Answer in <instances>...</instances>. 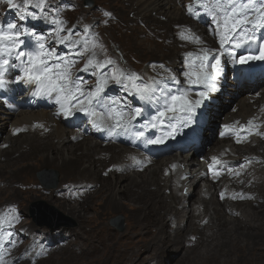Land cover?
I'll return each mask as SVG.
<instances>
[{
	"label": "bare ground",
	"instance_id": "6f19581e",
	"mask_svg": "<svg viewBox=\"0 0 264 264\" xmlns=\"http://www.w3.org/2000/svg\"><path fill=\"white\" fill-rule=\"evenodd\" d=\"M129 1L136 15L132 21L146 22L148 25L162 19L178 28L183 24L196 23L194 17L200 20L207 14L202 9L196 10L198 15L189 16L188 12L180 8L181 0ZM190 2L185 0V6ZM214 25L212 28L200 25L203 33L200 31L199 34L203 38L201 49H210L211 55L219 56L221 61L220 74L215 81L216 90L208 93V98L196 109L187 126H178L171 137L164 138L162 144L146 143L143 138L136 139L121 129L114 132L97 130L93 123L95 118H90V115L85 119L90 125L89 130L68 128L67 125H76L74 121L82 119L87 113L80 111L76 105L69 114H64L56 103L55 93L37 95V85L19 82L23 75L19 68L9 69L5 77L6 85L0 88V139H3L0 146V176L5 177L7 174L8 160H14L12 165L15 168L4 179H0V213L15 209L14 215L19 219L14 228L9 230L14 231L19 227L28 229L31 239L23 243L18 235H13L16 246L8 249L11 255L4 253L8 264L20 258L34 259L42 248L48 251V258H52L56 251L58 237L53 234L49 237L50 241L41 245L40 241L45 239H41L43 235L39 234L40 229L26 221V203L36 198L46 199L77 220L80 227L77 235H83L85 245L82 255L84 264H173V251H181L176 264H264V136L258 134L264 133V68L255 74L250 73L252 65L264 66V60L249 59L243 64L238 62L242 56H258L261 45H264V37L240 48L234 44L221 48L219 37L213 31L217 25ZM139 45L137 49L140 54L149 55L151 62V59L161 60L162 63H158L160 65L165 64L163 58H168L169 63L166 65L172 66V59L178 54L161 49L158 45ZM220 49H227L226 54L223 55ZM118 51L124 52L120 48ZM127 57L130 64L132 57ZM227 61L233 71L229 79L226 74L231 69L226 65ZM13 63L19 62L13 58ZM188 63L180 59L179 70L185 68L189 71ZM158 64L147 66L145 70H132V73L141 77L136 81L137 85L144 83L155 89L152 100L155 107H151V110H148L150 102L142 100L133 92V96L139 98L145 107L143 115L133 121L134 130L144 131L145 137L149 139L160 137L167 130V121L163 128L144 127L160 106L155 103V99L160 96L161 88L166 90L165 94H177L178 90L189 88L193 94L204 90L202 86L188 85L184 74L181 80L178 77L179 70L173 73L163 68L162 71ZM155 71H159L157 74L160 75H155ZM169 76H174L179 83L168 79ZM79 78L84 81L83 77ZM153 78L163 83L153 84ZM165 81L174 82L175 87H169ZM239 81H243L244 85L240 86ZM90 84L86 82L84 88L88 89ZM117 85L111 81L108 83L106 87H110L114 93H110L109 88L105 89L106 93H101L103 100L108 102L112 100L108 96L113 95L125 112L135 109L137 106L134 101L128 99L126 103V98L120 96ZM260 88L263 89L256 93ZM91 90L93 88L85 91ZM231 90L235 95L243 96L238 100V106L225 113L224 117L221 116L220 128L212 132V137L210 133L203 134H209L208 138L197 137V125L205 127L211 115H221L218 101L221 102L223 93ZM92 107L104 112L101 105L94 103ZM71 119L74 121L71 122ZM250 120L253 125L249 126V131L241 132V126ZM104 123L111 126L113 122L105 119ZM225 125L231 126L232 130L226 129ZM8 127L7 135L3 136L2 133ZM18 129L19 132L16 131ZM236 133H240L241 143L236 142ZM214 137L216 142L208 146ZM203 142L210 149L200 157L198 149ZM192 150L195 153L189 155ZM132 157H136L140 163H135ZM214 157L219 161L214 169L220 171L218 178H209V188H215L214 193L203 196L197 193V198L189 205V218L178 217L177 212L187 202L189 194L183 188L186 185L191 188L194 184L198 185L201 179L208 178L209 165L213 164ZM248 160V167H240ZM47 167L60 174L59 183L56 182L50 188L44 186L38 177L39 170ZM237 172L239 176L235 175ZM223 177L231 181L237 192H241L239 196L233 198L236 191L229 197L223 193L227 186L221 181ZM186 178H189V182L185 181ZM36 191V196H32ZM241 196L244 198L241 199ZM117 214L126 217L127 228L123 232H117L108 223L109 218ZM179 224L183 225V230H180ZM38 237L40 241H37Z\"/></svg>",
	"mask_w": 264,
	"mask_h": 264
},
{
	"label": "snow or ice",
	"instance_id": "6c2138e0",
	"mask_svg": "<svg viewBox=\"0 0 264 264\" xmlns=\"http://www.w3.org/2000/svg\"><path fill=\"white\" fill-rule=\"evenodd\" d=\"M24 2L32 4L33 0H24ZM7 3L14 9L20 7L14 0H7ZM46 4L47 0H36L35 6L41 7ZM196 6L203 8L211 16L212 22L217 25L213 31L219 37L221 48H225L227 44H234L236 48H240L246 44L254 43L253 33L257 28H264V0H246V2H241V0H191L185 7L190 15H198ZM250 12L255 14L254 18L249 15ZM105 15H110V13H105ZM33 18L36 17L33 16ZM20 19L24 20L25 16L21 14ZM56 23L60 27L47 38L35 33H25L20 30L16 23H10L6 28L0 27V88L6 85L5 77L9 69L19 68L23 73L19 82L37 85V95L55 93L56 103L60 105L61 112L64 114H69L78 105L80 111H85L95 118L93 123L97 130L106 129L109 132H114L121 129L131 133L136 139L143 138L146 143L150 144H162L164 138L171 137L178 126H187L196 109L201 107L208 98V93L216 90L215 81L220 74V59L212 56L211 50L207 48H202L196 54L189 52L187 54L189 71L184 73L187 83L190 86H202L204 90L193 94L189 88L178 90L177 94L171 92L165 94L162 89L161 95L155 99V103L160 105L156 115L144 127L163 128L167 121V130L163 131L160 137L149 139L145 137L144 131L134 130L133 121L143 115L141 108L130 109L125 112L120 106L119 100L112 99L105 102L101 93L104 92L110 81L122 84L126 89L130 84L142 100L152 102L155 89L147 84L143 87L138 86L136 81H139L141 77L137 73H127L116 66V62L108 56L107 50L98 36L96 34L90 35V26H84V31L81 33L63 26L64 22L62 21H56ZM185 32H190V29H186ZM185 32L180 34L182 40L197 44L202 43L199 36L186 35ZM61 33L66 34L61 35ZM25 35L34 37L36 41L35 51L25 52L22 50L25 45L23 39ZM53 40L61 45L76 49L75 55L83 60V67L77 68L79 61L73 60L71 57L58 56L49 46V42ZM101 57L103 58L101 59ZM13 58L19 63H13ZM249 59L264 60V45H261L258 56H242L238 58V62L243 64ZM109 65L115 67L116 70L112 73L100 71ZM160 67L163 68L164 66L160 65ZM73 69L76 71L92 69L93 75L100 73L94 89L86 92L84 88L86 82L75 76ZM168 79L179 83L174 76H169ZM126 81L127 83H125ZM152 83H163V81H156L153 78ZM94 103L101 105L104 112H97L92 107ZM105 119L113 122L111 126L104 123ZM250 125H253L252 120L241 126V132H248ZM225 128L229 131L232 130L229 125H225ZM16 131L19 132L20 130ZM258 134L264 136V133ZM236 136V142L241 143L240 133H236ZM131 159L135 163H140L136 157ZM218 162L217 158L214 157L213 164L209 165V171L217 178L220 172L213 169ZM235 175L239 176L240 173L237 172ZM240 198L243 199L244 197L241 196ZM14 213L15 209L0 213V264H8V261L4 259V253L7 252L8 255H11L8 249L16 246V242L13 240L14 233L9 230L14 228L19 219Z\"/></svg>",
	"mask_w": 264,
	"mask_h": 264
},
{
	"label": "rangeland",
	"instance_id": "374dc122",
	"mask_svg": "<svg viewBox=\"0 0 264 264\" xmlns=\"http://www.w3.org/2000/svg\"><path fill=\"white\" fill-rule=\"evenodd\" d=\"M90 1L92 2V4L88 6L86 5V0H47L46 5H42L41 7H36L35 6L36 0H33L32 4H26L24 0H14L15 3L20 5L19 8L14 9L7 3V0H0V27L6 28L8 24L16 23L19 26L20 30L25 33H35L38 36H44L47 38V37H50L51 34H53L58 29V27H60V25L56 23V21H62L64 22L63 26L67 28H72L74 31H79L81 33H83L84 31V26H90V35L96 34L98 36L100 42L103 43V45L105 46L108 56L112 57L111 59L116 62V66H118L120 69H123L127 73H132L133 68L145 70L147 66L149 67L152 65H157L158 63H162L160 62L161 60H158V59H151L152 60L151 62L149 59V55H143L144 53L140 54L137 49L140 46L139 44L145 45L146 47L158 45L161 49H168V51L178 52V54L176 53V56H174V58L172 59V63L170 62L172 65L170 67L166 65V63H169V59L163 58V63H165L163 65L164 66L163 68L166 69V72H169V69L173 73H175V71L177 72V70H179L180 59L183 58L185 62H189L187 54L189 52L196 54L200 52L198 51L199 49L201 50V47L203 45V38H202V35L199 34V32L201 31L200 25H202L203 27H206L208 25L209 28L215 27V25L212 26V24L214 23L212 22L211 16L208 14H206L205 17L200 20L194 17V20L196 21V23L191 22V23H187L186 25L183 24L179 26L178 28L173 27V25L175 24H171L172 25V28H171V25L163 21L162 19L161 20L158 19L156 21L154 20L148 25L146 22H138L136 20L132 21V19H136V15L133 12L134 7H132L133 5L131 4L129 0H90ZM241 2H246V0H241ZM179 6L182 10L186 11V13L188 12L185 7V0H181L179 2ZM91 8L93 10H91ZM202 9L203 8L200 9L199 6H196V10L200 11ZM85 11H86V14H84ZM105 13H110V15H105ZM21 14L25 16L24 20L20 19ZM188 15L190 16L189 13ZM249 15L252 18L255 17L254 13L250 12ZM33 16H35L36 18H33ZM186 29H190V32H185ZM137 30L138 32H136ZM192 31H194V33H192ZM181 32H185L186 35H190V36H196V35L199 36L200 38H202L201 39L202 43H200L199 45V44H196L195 42L182 40L180 38ZM65 34L66 33H61V35H65ZM253 35L255 38H258V39L263 38L264 28H257L255 32L253 33ZM106 36L110 38L109 39L110 42L107 40ZM23 39L25 40V45H26V46L25 45L23 46L24 51L27 49H35L36 41L33 36L25 35ZM49 46L51 49H53L56 52L58 56L65 57V58L71 57V59L79 61V63L76 66L77 68L83 67V60H80V58L77 55H75V52L77 51L76 49L69 48L65 45H61L54 40L49 42ZM133 46H135L136 49H134L135 47ZM118 47L120 48V50L123 49L124 52L130 56V58L132 57V60L130 59V64H128L131 71H126L122 66H120L119 62L116 59V56L114 55V53H112V48L115 51H118L119 50ZM194 47L195 48L197 47L196 51ZM162 51L166 52V50H162ZM226 51L227 50H221V53L225 55ZM127 54L126 56H128ZM158 65L160 66V64ZM226 65L229 68L230 62L227 61ZM163 68H162V71L164 70ZM263 68H264L263 65H259V64L252 65V67L250 68V73L255 74ZM230 69H231V66H230ZM112 70H116V69L112 65H109L108 67L104 68L103 71H105L106 73H111ZM73 71H74L75 76L83 77L84 81L86 82L89 81L91 83L90 86H88V89H92V88L94 89L95 87L94 82L97 78H99L100 73L93 75L92 69H89L88 71H76V69H73ZM184 71H186L185 68L182 70H179L178 72V77H180L181 80H183ZM157 72L159 71H155L154 74L160 75V74H157ZM232 72H233L232 69L228 71V73L226 74V78H228L229 76H230L229 78H231ZM170 73H166V74H170ZM163 76L166 78L165 73H163ZM228 79H226V81ZM165 80H168V79H165ZM168 82L169 81H165L166 84H169V87H172V88L175 87L174 82L173 83H168ZM239 85L243 86L244 82L239 81ZM138 86L143 87L144 83H140ZM107 88H109V91H110V87H105V89ZM117 88L120 91V96H122L123 98H126L125 100L126 103L127 101L132 100V102L134 101L135 105L137 106L136 108L141 107V105L139 104V99L133 96L134 90L132 89L131 86H128V88L126 89L124 85L118 84ZM263 88L257 89L255 92L257 93V91L259 92V90H262ZM88 89L87 87L85 88V90H88ZM105 89H104V92H105ZM161 90H160V95H161ZM115 92H117V90ZM165 92L166 90H164V93ZM110 93H114V92L110 91ZM108 97H111L112 99L114 98L113 95H110ZM242 97L243 96L241 95H238V96L235 95L234 91L232 90L228 93H223L222 96L220 97L221 102L218 101V104H217L218 110L220 111L221 115L219 116L216 113L214 116L211 115L209 119L207 120L205 127L204 125L202 126L197 125L196 136L198 137L200 135L199 137L205 136L208 138L209 134H206V135H203V134L210 133V137H212V134H213L212 132H215V131L217 132V130L220 128V125H221L220 122L222 121L221 116L224 117L226 115L225 113L234 110L236 106H238V103H239L238 100H240ZM151 107L152 108L155 107L153 102H150L148 104V110H151ZM51 109H46V110L50 111ZM96 111L101 112V113L103 112L101 109L96 110ZM87 116L89 117L88 114ZM88 117H82V119L80 120L78 119V121L76 120L74 121L73 119H71V122L74 121V123H77V124L74 126L72 125L71 127L67 125V127L89 130L90 125L85 120V118H88ZM136 126L138 127L137 124ZM9 129L10 128L8 127V129L4 133H2V135L6 136ZM214 139L215 137L211 139V141L209 142L210 145L208 146L211 147L212 143L216 142L215 141L216 139L215 140ZM2 142H3V139L2 140L0 139V146L2 145ZM204 143L205 142H203V144H201L200 148L198 149V153H200V157H203L205 154H207L210 149V147H206ZM229 144H232V143L229 142ZM188 151L189 150H187L186 153ZM194 153H195V150H192L189 152V155H193ZM12 164H14V160L12 159L8 160L6 164L7 174L9 171H11V169L15 168V165H12ZM249 164L250 163L243 162L242 166L240 167L245 166L246 168L248 167ZM195 167L198 168L199 165L196 164ZM45 169H52L56 171L58 173L57 182L59 183L60 174L57 170L51 167L40 169L38 172L39 179H40L39 174L42 173ZM215 171H219V170H215ZM209 173H208V178L205 177L201 179L198 185L194 184L192 185L191 188H189V186L186 185L187 187H184L186 189L183 188V191H187V193L189 194L187 196V202L185 201L182 207L177 212L178 217L180 216L183 218H189L187 217V214L189 213V209H190L189 205H192L193 200L197 198V193L198 194L200 193L201 196L207 193H210V192L214 193L215 188H211V189L209 188L211 186V181L209 180V178L214 179L215 177L212 175L210 171ZM7 174H5V177ZM5 177L0 176V179H4ZM186 179L187 180L185 179L184 180L189 182V178H186ZM48 181L51 182V179H48ZM221 181L225 182V184L227 185L225 186L226 188L223 193L228 197L232 196V193L236 191V187H232L231 181L230 180L228 181L226 177H223ZM5 183L6 182H3V184ZM44 186L50 188L49 187L50 185L44 184ZM229 191H232V192H229ZM240 193L241 192L236 191V193L233 194V197L236 198L237 196H239ZM36 194H37V191L32 193V196H36ZM40 201H44L46 203V206L48 205L49 207L52 206L56 208V211L58 212H56L55 218H57V220H59L62 223L61 225L62 227L61 226L60 228L58 227L49 228L48 227L46 220H48L51 217V214H55V213L51 212V214L46 213L45 215H42L41 211L43 210V208H39V207L36 208L33 206L34 204L36 205V203H39ZM26 204H28L27 206L28 210L26 211V209L24 208L26 212L25 214L27 216L26 221H30V223H33L34 226L38 227L40 229L39 234L43 235L41 239L43 238L45 239V241L44 240L40 241L38 237L37 241H40V244L44 245L43 242L50 241L49 237H52L54 234L55 236L58 237V240L55 243L56 251L53 254L52 258H48L47 257L48 251L42 248L41 253L38 256H36V258L34 259L27 258L25 260L20 258V259H16L11 264H33V262L34 264H70L72 262L84 264L85 258L82 255L84 254V251H85V245L83 244V241H82L83 235H77L78 231L80 230L77 220L72 215L58 208L54 204H51L50 202H48L46 199L36 198L33 201H27ZM26 204L24 206H26ZM58 213H62L63 216L58 217L57 216ZM118 216H121L123 219L122 229L113 223V220ZM39 222H42V223H39ZM108 223L110 225H113V227L115 228L117 232H123L127 228L126 217L122 214L113 215L111 218H109ZM173 226L175 227V225ZM179 228L180 230H183V225L179 224ZM12 232L18 235V237H20V240H23V243L27 239H31V232L28 229H22L19 227L18 229H14V231ZM173 252L175 254V257H174L175 261H173V264H176L178 258L180 257L181 251H177V252L173 251Z\"/></svg>",
	"mask_w": 264,
	"mask_h": 264
},
{
	"label": "water",
	"instance_id": "95a60500",
	"mask_svg": "<svg viewBox=\"0 0 264 264\" xmlns=\"http://www.w3.org/2000/svg\"><path fill=\"white\" fill-rule=\"evenodd\" d=\"M88 2H91V1L88 0ZM39 176H40L41 181L44 184H47L50 186H55V184L58 180V173L52 169H45L42 173L39 174ZM50 177H52L51 184H49V182H48V179H50ZM33 206L36 208H38V207L43 208V210L41 211L42 215H45L46 213L51 214V212L55 213V214H51V217L48 220H46L49 227L56 228V227H60L62 225V223L59 220H57V218H55L56 212H58V211H56L55 207H52V206L49 207L48 205L46 206V203L44 201H40L39 203H36V205L34 204ZM57 216L60 217L63 215H62V213H58ZM121 220H122V217L118 216L113 220V223L122 229L123 223L120 222ZM39 223H42V222H39Z\"/></svg>",
	"mask_w": 264,
	"mask_h": 264
}]
</instances>
